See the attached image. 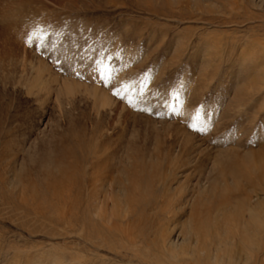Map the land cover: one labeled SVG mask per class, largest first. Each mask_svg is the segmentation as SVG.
<instances>
[{
    "label": "rangeland",
    "instance_id": "1",
    "mask_svg": "<svg viewBox=\"0 0 264 264\" xmlns=\"http://www.w3.org/2000/svg\"><path fill=\"white\" fill-rule=\"evenodd\" d=\"M259 1L0 0V264H174L191 208L264 190Z\"/></svg>",
    "mask_w": 264,
    "mask_h": 264
},
{
    "label": "bare ground",
    "instance_id": "2",
    "mask_svg": "<svg viewBox=\"0 0 264 264\" xmlns=\"http://www.w3.org/2000/svg\"><path fill=\"white\" fill-rule=\"evenodd\" d=\"M28 1H30V0H28ZM199 1H201V0H199ZM205 1H207V0H203V2H205ZM32 2H34V1H32ZM35 3L37 4L38 0H35ZM262 3H264V0H262ZM262 3L260 5H258L261 8L264 5V4L262 5ZM22 4H23V2H22ZM27 4H28V2H27ZM39 5H40V3H39ZM17 6L18 7L16 8V12H17L16 15H20L21 11L19 12V10H20L19 2H17ZM29 6L30 5H28V7ZM230 6H232V5H230ZM33 7H35L34 4H33ZM230 13L232 14V12H230ZM6 18H7L6 16H3L1 18V20L6 21ZM21 18L26 19V18H23L22 15H21ZM25 21H27V20H25ZM25 23H27V22H25ZM12 24H14V23H12ZM12 24H10V25L13 26ZM258 38H259V36H258ZM259 39H261V38H259ZM245 41H247V40H245ZM260 41L257 40V37H256V39H252L251 41H247V43L245 42L243 44L242 50L240 51V53L238 52L239 53V61L241 63H246V61H249L253 64L256 63L257 65L262 66V64L264 63V44L260 43ZM257 46H258V49H256ZM216 51H219V49ZM216 53L217 52H215V54ZM52 54H54V53H52ZM8 57H9V55H8ZM10 61L16 62V60H14L13 58H11ZM26 61L28 62V59ZM18 62H20V61H18ZM29 63H30V61H29ZM29 63H26V64H29ZM20 64H21V62H20ZM21 67H22V65H21ZM29 67H31V66H29ZM72 84H70L72 87H69L66 84L68 86L66 88L68 93H72L74 91V87ZM75 90H77V89L75 88ZM94 91H96V90H94ZM94 98H95V102L97 103V106H99V107H106V106H109L111 104V101L107 98V96L103 92H99V93L94 94ZM85 179H86V177H85ZM91 180L92 179H90L89 181L92 182ZM93 182H94V180H93ZM263 186H264V184H263ZM108 193H110V192H108ZM257 193H259V191ZM257 193H255L254 196H248L247 194H245V195H247V197L245 198L244 203L240 206V210H229L231 205L229 203H224L222 205L219 204L217 207L209 208V210H206V208H205V210H202L203 211L202 215H200V216L198 215L199 218L194 217L195 215H193V213H192V208H191L192 206H189V208H191V212L189 213L188 220L186 218L187 222L185 221L186 223L184 224V226L182 228V237L180 239L171 240L170 238L166 237V235H163V233H161V235L159 236V238H161V241L159 243L161 245V247H160L161 251H163L164 254L169 255V257L171 258L170 261H172L174 264H264V203H262L260 201V199L262 201H264V190L260 191V193H262L261 195H263V196H260L262 198H260ZM84 195H85V193H84ZM78 197H80V196H78ZM68 198H69V196H68ZM68 198H67V200H68ZM84 198H86V196H84ZM95 199H96V197H95ZM128 200L130 201V199H128ZM75 201L76 200H73L70 202V208L72 207L73 209L75 208V210H79L81 206L80 205L77 206L78 203L75 204ZM98 201H100V200H98ZM93 202H94V200H93ZM131 202H132V200H131ZM100 203H99V205L97 203V205H94V207H92V210H95V211L94 212L92 211L93 213H92L91 218L94 219L95 222H98L100 225H103L106 223L105 222L106 217L104 216L103 212H101L100 210H105L106 205L103 206ZM131 204H133V203H131ZM138 205L140 207V204H138ZM133 206L134 205H131V208ZM115 208H116V205L114 204L112 209L114 210ZM128 209L129 208L127 207L126 210H128ZM115 210L117 211L118 209L116 208ZM128 212L123 215V218L127 217ZM111 213H109V214H111ZM195 214H197V213H195ZM123 221H126V220H123ZM128 223L130 224V222H128ZM112 225H110V226L114 227ZM75 228H76V226H75ZM92 229H93V227H92ZM109 231H111V230L109 229ZM111 234H112V232H111ZM154 234H156V233H154ZM179 234H181V233H179ZM131 235L127 234V233L123 234V236L125 237L126 240H127V238L130 239ZM103 238H104V236H103ZM96 239H99V237H97ZM157 241H159V240H157ZM126 242H128V241H126ZM132 245L133 244H131V246ZM139 245H141V244H139ZM113 247H114V245H113ZM124 248H125V246H124ZM152 248H154V247H152ZM117 251H114V252H117ZM134 252L136 253V251H134ZM126 254L127 253H125L124 255H126ZM149 254H151V253H149ZM151 255L153 256L154 254H151ZM133 256H134V254H133ZM137 256L140 257V255H137ZM129 257H130V255H128V258ZM145 257L146 256H144V258ZM179 258H181V260ZM136 260H138V258ZM154 262H152V263H154ZM120 264H122V263H120Z\"/></svg>",
    "mask_w": 264,
    "mask_h": 264
}]
</instances>
